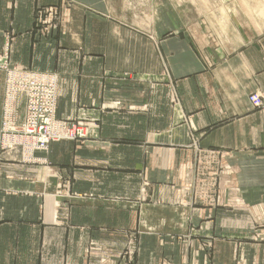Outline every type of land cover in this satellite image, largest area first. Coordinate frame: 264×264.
<instances>
[{
  "label": "crops",
  "instance_id": "crops-1",
  "mask_svg": "<svg viewBox=\"0 0 264 264\" xmlns=\"http://www.w3.org/2000/svg\"><path fill=\"white\" fill-rule=\"evenodd\" d=\"M62 1L0 0V50L101 122L0 159V264H264V0H74L42 37Z\"/></svg>",
  "mask_w": 264,
  "mask_h": 264
},
{
  "label": "built area",
  "instance_id": "built-area-1",
  "mask_svg": "<svg viewBox=\"0 0 264 264\" xmlns=\"http://www.w3.org/2000/svg\"><path fill=\"white\" fill-rule=\"evenodd\" d=\"M0 71L7 74V95L16 90V101L20 98L27 100L23 124L16 123V109L15 118L14 115L7 117L2 127L5 142L9 137L13 141L17 140V142H19V138H24L29 142L28 146L38 144L40 141H48L46 143L48 148L49 143L55 140V137L60 138L61 132L68 131L69 127L66 122L59 120L56 115L59 90L58 77L52 74L31 72L22 66H12L9 64L8 55L4 60L0 58ZM251 102L257 110L264 109V98L262 96L254 94L251 97ZM41 127H44L42 140L38 137ZM57 130L60 133H57ZM4 131L7 132L8 137H6ZM72 132L70 131V134ZM33 140L35 141L33 142Z\"/></svg>",
  "mask_w": 264,
  "mask_h": 264
},
{
  "label": "rangeland",
  "instance_id": "rangeland-1",
  "mask_svg": "<svg viewBox=\"0 0 264 264\" xmlns=\"http://www.w3.org/2000/svg\"><path fill=\"white\" fill-rule=\"evenodd\" d=\"M74 5L75 6L78 5L74 3V0H63L59 6H46V7L40 8L38 10L39 13H37L36 15L37 16L36 27L39 30L40 35L42 37L48 38L50 37L51 34H53V31L60 30L64 22L63 11L73 9ZM13 38H14L13 35H9L7 43L4 46H2V49L0 50V58L4 60V58L8 55L9 64L12 66H18L12 61V58H11V43H12ZM23 68L31 72H36V73L38 72V71L30 70L25 67ZM38 73L56 75L58 77V87H59V75L57 73H46V72H38ZM254 94H258L264 98V94L262 93L257 92ZM254 94H252L249 98L251 105H252L251 97L254 96ZM58 99H59V90H58ZM22 105H24V110H26L27 100L20 98L18 101H16V123H20V125L24 123L23 121L25 117V111H24V114L21 112ZM57 109H58V102H57ZM254 109L257 110V108H254ZM259 112H262L264 114V109H262ZM64 122H66L69 126L67 129L68 131H62L61 137L60 138L55 137V140L49 143L48 148L46 146V143L48 141H43V142L40 141L38 144H32L31 146L30 145L24 146L21 143L17 142V140L13 141L11 140L12 138L9 137L8 140L4 142L3 134L1 131L0 159L3 161L12 162V163L33 164L34 162H37L36 154L48 152L50 145L52 143H60V142H65V141L86 143V142H89L90 140H95L97 138L96 130H97V127H99L100 125L99 122H101V120L93 118V117L91 118L83 117V118H78L71 122H68V121H64ZM42 130H44V127H41V130L39 131V134H38V137L41 140L43 139ZM70 131H73V132L70 134ZM56 132L60 133L58 130ZM35 140H33V142ZM131 243L132 242L130 241L128 243L129 245L127 246V250L129 252L132 250V247H133Z\"/></svg>",
  "mask_w": 264,
  "mask_h": 264
},
{
  "label": "bare ground",
  "instance_id": "bare-ground-1",
  "mask_svg": "<svg viewBox=\"0 0 264 264\" xmlns=\"http://www.w3.org/2000/svg\"><path fill=\"white\" fill-rule=\"evenodd\" d=\"M20 67V66H18ZM5 74V100H4V106H3V121H2V125H4V123L6 122V119L8 116H12L15 113V109H16V99H17V93L16 90L11 91L8 95H7V89H8V78H7V74ZM15 118V115H14ZM6 137H8V134L6 131H4ZM5 142V140H3ZM19 143H21L24 146H28L29 142L26 141V139L24 138H19Z\"/></svg>",
  "mask_w": 264,
  "mask_h": 264
}]
</instances>
